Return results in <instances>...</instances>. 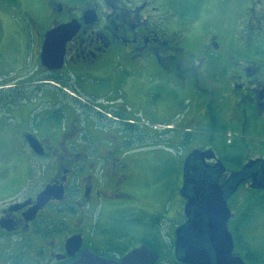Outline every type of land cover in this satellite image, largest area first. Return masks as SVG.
Masks as SVG:
<instances>
[{
	"label": "flooded vegetation",
	"instance_id": "af4514ba",
	"mask_svg": "<svg viewBox=\"0 0 264 264\" xmlns=\"http://www.w3.org/2000/svg\"><path fill=\"white\" fill-rule=\"evenodd\" d=\"M27 1L25 12L48 13L49 25L36 30L38 63L0 80V108L12 109L18 122L16 133L0 140V264L109 262L142 244L159 254L152 264H189L182 257L190 242L216 264L220 244L207 235L180 240L176 230L188 220L184 205L198 185L196 171L223 185L227 205L239 189L244 199L264 193L262 163L243 168L264 158V0ZM71 20L79 25L62 65H43L44 33ZM37 70L44 77L36 82ZM162 143L177 147L171 164L158 150ZM194 148H212L216 157L187 159ZM36 158L45 161L38 172ZM217 159L224 170L214 167ZM159 163L173 173L178 221L169 244L141 235L133 245L123 226L147 224L144 195ZM48 184L62 186V197L35 207ZM228 207L232 256L264 264L236 228L248 212ZM74 237L80 242L73 250Z\"/></svg>",
	"mask_w": 264,
	"mask_h": 264
},
{
	"label": "rangeland",
	"instance_id": "374dc122",
	"mask_svg": "<svg viewBox=\"0 0 264 264\" xmlns=\"http://www.w3.org/2000/svg\"><path fill=\"white\" fill-rule=\"evenodd\" d=\"M27 3V0L24 3L23 1L19 3L18 1L0 0V35L3 33L0 40V80L7 76H14L19 71L21 73L28 71L33 64L38 63V57L35 54L36 30L41 33L45 31V28L49 25L48 13H26L24 9ZM31 21H36V24L33 25ZM259 49L264 51V40ZM36 73V78L32 80L37 82V80L44 77V73H40V70H37ZM25 85H29V83H25ZM5 89H8V86ZM17 124V118L12 109L6 106L5 109L0 108V140L9 134L16 133ZM258 137L260 142L264 143V131L259 133ZM203 140L198 137V141ZM175 148L177 147H172L166 143L159 146L158 150L166 154L165 162L169 164L173 162L172 157ZM144 150L145 152L148 151L147 148ZM258 150L264 152V145ZM142 152H144L143 149L138 151V153ZM44 163L45 161L42 158L35 159L34 164L37 172L43 169ZM172 174L165 164L159 163V165L153 167L149 175L151 184L149 188H152V190L144 195L149 201L150 209H142V211L145 214L150 213V215H153L155 213V216L157 214L162 216L156 224H152L148 219L146 225L129 222L123 226L124 230L131 234L133 245L137 244L141 235H147L148 238L156 235L157 243L163 244L167 241V244H169L168 240L171 238L172 227L178 221V219H173L178 209V203L174 200L178 201V196L175 192V180H173ZM46 175L45 173L44 176ZM241 192V189L237 190L229 198L228 205L236 210L242 212L246 210L248 212L247 216L249 218L243 221L244 226L239 224V227L236 228L238 233L250 237H248L250 244L261 250L260 258L264 260V193H252L253 198L257 199V202H255V200L248 201L251 193H245L246 197L244 199ZM241 204L244 206H241Z\"/></svg>",
	"mask_w": 264,
	"mask_h": 264
},
{
	"label": "water",
	"instance_id": "95a60500",
	"mask_svg": "<svg viewBox=\"0 0 264 264\" xmlns=\"http://www.w3.org/2000/svg\"><path fill=\"white\" fill-rule=\"evenodd\" d=\"M78 22L74 20L59 24L44 33L42 48L40 52V61L43 65L50 68H58L62 65L63 52L66 41L75 32ZM30 137L35 140L34 136ZM32 147L38 154L43 153L42 146L36 140ZM196 157L204 160L205 158H215V152L212 148L201 150L194 148L188 154L187 159ZM256 163H262L264 168V158H256L248 160L243 168L252 167ZM218 167L220 171L224 170L223 163L217 159L214 167ZM264 174V171H263ZM193 175L194 180L198 184L195 187V193L188 196L184 211L188 216L185 224L179 226L176 230L182 236L193 234L195 236H209L210 242L213 244H220V251L217 252L216 264H244L239 257L232 256V237L231 232L227 227V221L231 215V211L227 205V195L223 189V185L209 180L208 174L204 171H196ZM253 178L256 177L257 172H254ZM193 180V179H192ZM252 186H259V183L253 180ZM233 188L231 189V191ZM63 187L54 185H46L45 188L37 194V202L35 207H41L51 196L62 197ZM70 245L73 250L79 246L80 240L75 238ZM185 253L182 260L189 264H211L208 258L207 250L198 242H190L185 247ZM159 254L146 246L145 244L136 246L124 254L120 260L101 261L91 259L88 263L78 260L75 264H152Z\"/></svg>",
	"mask_w": 264,
	"mask_h": 264
},
{
	"label": "trees",
	"instance_id": "16d2710c",
	"mask_svg": "<svg viewBox=\"0 0 264 264\" xmlns=\"http://www.w3.org/2000/svg\"><path fill=\"white\" fill-rule=\"evenodd\" d=\"M249 200L248 201H250V200H255V202H257V199H255V198H253V196H252V194L251 195H249ZM150 219H151V221H152V224H156L157 222H158V218L157 217H149ZM160 218V217H159ZM247 219V218H246ZM146 243H148L149 245H150V241H147Z\"/></svg>",
	"mask_w": 264,
	"mask_h": 264
}]
</instances>
